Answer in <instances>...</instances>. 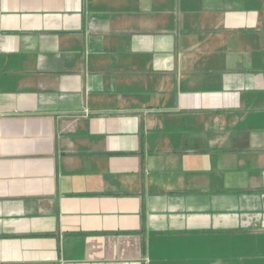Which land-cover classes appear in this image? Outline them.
I'll list each match as a JSON object with an SVG mask.
<instances>
[{"label": "crops", "instance_id": "1", "mask_svg": "<svg viewBox=\"0 0 264 264\" xmlns=\"http://www.w3.org/2000/svg\"><path fill=\"white\" fill-rule=\"evenodd\" d=\"M0 264H264V0H0Z\"/></svg>", "mask_w": 264, "mask_h": 264}]
</instances>
